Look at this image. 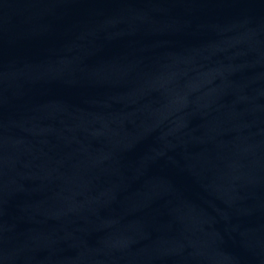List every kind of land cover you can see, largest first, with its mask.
I'll return each instance as SVG.
<instances>
[{"label":"water","instance_id":"obj_1","mask_svg":"<svg viewBox=\"0 0 264 264\" xmlns=\"http://www.w3.org/2000/svg\"><path fill=\"white\" fill-rule=\"evenodd\" d=\"M0 264H264V217L0 123Z\"/></svg>","mask_w":264,"mask_h":264}]
</instances>
